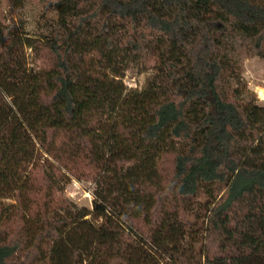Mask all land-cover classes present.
I'll return each mask as SVG.
<instances>
[{"label": "trees", "instance_id": "trees-1", "mask_svg": "<svg viewBox=\"0 0 264 264\" xmlns=\"http://www.w3.org/2000/svg\"><path fill=\"white\" fill-rule=\"evenodd\" d=\"M61 2L42 39L0 21V264H264V104L239 86L264 0ZM121 44L154 46L142 90ZM61 175L94 183L91 208Z\"/></svg>", "mask_w": 264, "mask_h": 264}, {"label": "rangeland", "instance_id": "rangeland-1", "mask_svg": "<svg viewBox=\"0 0 264 264\" xmlns=\"http://www.w3.org/2000/svg\"><path fill=\"white\" fill-rule=\"evenodd\" d=\"M61 0H0V21L7 27L8 33H18L22 38L42 39L49 34L62 16ZM156 40L153 36V41ZM151 46L147 51L134 57L121 44L119 59L123 68L121 79L129 89L142 90L152 77L155 62V49ZM24 57L29 70H39L43 63L31 47L25 46ZM239 86L245 98H253L264 104V58L243 55L239 60ZM235 87V86H234ZM41 167V168H40ZM36 169L35 176L43 182L42 167ZM51 173V171H49ZM56 197L60 201H70L78 209L92 207L94 183L86 180L68 179L64 175L57 178ZM4 205L13 203L9 198L1 199ZM94 223H100L88 215Z\"/></svg>", "mask_w": 264, "mask_h": 264}]
</instances>
